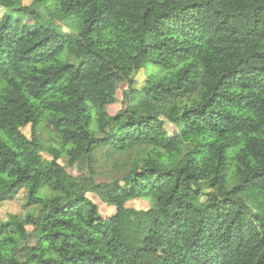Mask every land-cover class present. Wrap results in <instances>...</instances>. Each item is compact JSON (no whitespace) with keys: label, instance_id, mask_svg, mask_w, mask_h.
Returning a JSON list of instances; mask_svg holds the SVG:
<instances>
[{"label":"trees","instance_id":"16d2710c","mask_svg":"<svg viewBox=\"0 0 264 264\" xmlns=\"http://www.w3.org/2000/svg\"><path fill=\"white\" fill-rule=\"evenodd\" d=\"M0 5V202L25 191L24 214L0 219V264H264V0ZM148 62L163 117L129 97ZM44 115L58 145L36 132ZM130 151L97 181L98 153Z\"/></svg>","mask_w":264,"mask_h":264},{"label":"rangeland","instance_id":"374dc122","mask_svg":"<svg viewBox=\"0 0 264 264\" xmlns=\"http://www.w3.org/2000/svg\"><path fill=\"white\" fill-rule=\"evenodd\" d=\"M32 0H22V4L28 5L31 3ZM47 7H49V3L46 4ZM5 7L0 5V15L4 12ZM43 13L45 16L47 15V10L42 9ZM58 26L61 27V29L65 32L70 31V32H75V27L73 28L70 24L64 23V22H56ZM152 72H157L159 74H162L163 71L160 70L155 64L148 62L144 67L140 68L133 76L135 80V89L130 93V99L132 102H137L138 105L135 108V112L143 116L148 112H154L163 117L165 112H168V109L165 107L162 108H157L153 104H149L146 94L143 91V85L144 82L147 78V76L152 73ZM127 85L125 83L119 84L117 88V97H118V102L115 104H112L109 106V112L111 114H114L117 112V110L120 108L119 102L122 99V94L121 91L125 89ZM48 114L47 112L45 115ZM45 115L41 117L39 121V125L36 127V132L39 134L41 140L46 146L49 145H58L59 141L52 130L51 126H49L45 122ZM166 128L170 130L172 133H174L177 130V127L166 123ZM22 132L25 133L28 137L31 135V125L28 124L25 127H23ZM134 152L130 151L129 155L122 153L114 158H108L107 156L104 155V153H98V164L96 166V171H97V181H106L109 180L111 176H117V173L121 172L122 166L119 164H122L125 159L134 156ZM42 161L43 162H49L51 160V157L48 153L42 152L41 153ZM163 159L166 160V156H163ZM59 162L66 167L68 171H70L73 174H77L78 170L74 166H69L67 165V160L65 157H61L59 159ZM233 164V162H232ZM232 164L230 166V169L232 168ZM230 172H228L229 174ZM230 176V174H229ZM24 194L25 191L21 189L12 199L10 200H5L0 202V219H7L10 214L17 213L23 215L25 212V209L23 208V202H24ZM89 196L96 202V204L99 207V210L103 216H106L104 213L105 210V204L100 202L97 196L93 194H89ZM257 204H262L263 199L260 196H257L254 199ZM197 205L202 204L200 200L196 201ZM128 206L134 207V208H146L148 206V203L144 200H132L127 203ZM111 215V214H110ZM146 222V217L143 214H138L136 215L135 219L126 225L123 226V233L128 242H132L133 238L135 237L136 233L138 230H140ZM143 253V252H142Z\"/></svg>","mask_w":264,"mask_h":264},{"label":"crops","instance_id":"0c3cea01","mask_svg":"<svg viewBox=\"0 0 264 264\" xmlns=\"http://www.w3.org/2000/svg\"><path fill=\"white\" fill-rule=\"evenodd\" d=\"M109 106H111V105H109ZM108 111H109V108H108Z\"/></svg>","mask_w":264,"mask_h":264}]
</instances>
